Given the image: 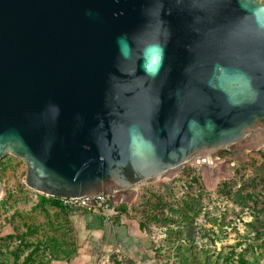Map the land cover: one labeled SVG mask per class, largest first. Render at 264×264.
<instances>
[{"label": "water", "instance_id": "obj_1", "mask_svg": "<svg viewBox=\"0 0 264 264\" xmlns=\"http://www.w3.org/2000/svg\"><path fill=\"white\" fill-rule=\"evenodd\" d=\"M262 144L264 2L0 0V161L28 189L112 200Z\"/></svg>", "mask_w": 264, "mask_h": 264}, {"label": "rangeland", "instance_id": "obj_2", "mask_svg": "<svg viewBox=\"0 0 264 264\" xmlns=\"http://www.w3.org/2000/svg\"><path fill=\"white\" fill-rule=\"evenodd\" d=\"M25 170L0 161V264H264V144L225 147L120 193L122 222L142 228L126 245L119 217L83 235L85 217L42 203Z\"/></svg>", "mask_w": 264, "mask_h": 264}, {"label": "built area", "instance_id": "obj_3", "mask_svg": "<svg viewBox=\"0 0 264 264\" xmlns=\"http://www.w3.org/2000/svg\"><path fill=\"white\" fill-rule=\"evenodd\" d=\"M113 197L102 195L94 198H80V199H59L61 206L64 210L69 212L70 216L85 215L89 217L94 214L102 215L105 222L114 220L119 217L120 212L118 210V204Z\"/></svg>", "mask_w": 264, "mask_h": 264}, {"label": "crops", "instance_id": "obj_4", "mask_svg": "<svg viewBox=\"0 0 264 264\" xmlns=\"http://www.w3.org/2000/svg\"><path fill=\"white\" fill-rule=\"evenodd\" d=\"M117 198L120 199L121 197V194L117 195L116 196ZM116 197L114 199H116ZM117 200V199H116ZM116 202V201H115ZM120 202H118L117 204H119ZM119 206L118 205V209H119ZM54 207V206H53ZM56 208V207H55ZM57 209V208H56ZM59 210V209H58ZM81 217H85V221L83 222V227H81L82 229V234L85 235L86 233H91L92 234V238H97L99 237V235L96 236V234H98V232H100V230L103 228L106 229V226H105V221H104V218L102 217V215H99V214H94V215H91L89 217H86L85 215H80ZM70 217V215H69ZM71 218V217H70ZM120 218V224L124 225V223L122 222V216L119 217ZM128 222V221H126ZM128 223H126L127 225ZM137 226V225H136ZM109 227H107L108 229ZM140 228L139 226L138 227H135V228H131V225H127V226H121L120 228H118L116 230V235L117 237L120 239L121 243L123 245H126L128 243H132V242H129V236H136V237H139L141 235V232L139 231ZM109 231H111V229L109 228ZM138 231V233L135 235L134 233ZM131 232H133V234H131Z\"/></svg>", "mask_w": 264, "mask_h": 264}, {"label": "trees", "instance_id": "obj_5", "mask_svg": "<svg viewBox=\"0 0 264 264\" xmlns=\"http://www.w3.org/2000/svg\"><path fill=\"white\" fill-rule=\"evenodd\" d=\"M47 200V201H49V203L52 205V206H54V207H56L57 209H59L61 212H64V213H66L68 216H69V212L68 211H66V210H64V208L61 206V204H60V200L59 199H56V198H51V197H45V196H42V203H44L45 201L44 200ZM119 210V209H118ZM141 226H139V228H140ZM140 229H142V228H140Z\"/></svg>", "mask_w": 264, "mask_h": 264}]
</instances>
